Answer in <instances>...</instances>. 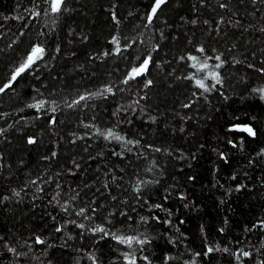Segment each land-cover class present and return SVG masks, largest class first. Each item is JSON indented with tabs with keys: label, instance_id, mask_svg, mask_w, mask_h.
<instances>
[{
	"label": "trees",
	"instance_id": "16d2710c",
	"mask_svg": "<svg viewBox=\"0 0 264 264\" xmlns=\"http://www.w3.org/2000/svg\"><path fill=\"white\" fill-rule=\"evenodd\" d=\"M151 3L66 0V11L53 21L43 15V0H0V86L32 45L47 49L37 71L0 94V236L27 253L17 258L0 241V264H92L89 255L98 264H123L127 248L69 220L149 235L137 255L150 264H237L232 253L239 249L252 253L243 264L264 260V229L254 227L264 220V100L253 91L264 87V3L169 0L145 28ZM36 4L38 18L32 16ZM113 36L121 47L136 43L119 56H104L115 51ZM200 45L226 61L218 70L223 86L208 93L184 78L192 70L180 59L199 55ZM149 53L155 62L150 75L121 84L129 67ZM145 79L151 87H144ZM104 85L115 94L66 106ZM37 100L48 102L44 110L28 107ZM53 116L57 123L50 125ZM245 124L256 130L255 138L229 131ZM109 128L139 144L97 135ZM28 137L37 143L29 145ZM141 180L147 183L138 193ZM64 203L71 215L62 210ZM80 207L89 209L91 221L75 215ZM36 236L46 244H35ZM208 246L230 251L204 255Z\"/></svg>",
	"mask_w": 264,
	"mask_h": 264
},
{
	"label": "snow or ice",
	"instance_id": "6c2138e0",
	"mask_svg": "<svg viewBox=\"0 0 264 264\" xmlns=\"http://www.w3.org/2000/svg\"><path fill=\"white\" fill-rule=\"evenodd\" d=\"M254 3H264V0H253ZM169 0H152V3L149 7V10L147 12V15L145 17L146 23L144 25L145 28H148L149 26L153 25L154 21L158 18V14L162 11V9L168 5ZM43 4L45 7L43 8V15L47 17L53 18V21L55 19L59 18V16L66 11V0H43ZM227 4L221 3L220 8H226ZM36 10L32 12L33 17H40L42 15V12L39 10L40 5H35ZM113 20H116V16L113 15ZM223 22V21H221ZM191 23L195 24L197 21L193 20ZM207 23V21H205ZM264 31V29H262ZM43 35V33H41ZM110 43L114 46V53L104 52V56H109L112 54H115L119 56L122 52L127 51L129 48H131L135 43L136 40L133 39L130 43L125 44L123 47H121V39L119 37L113 36ZM156 50V49H153ZM60 48H56V53L59 54ZM195 52L199 53V55L195 54H187L186 56H181L180 59L183 61H186L188 64V67L192 70L191 74L186 75L184 78L189 81L194 82V86L201 90L203 93L211 92L213 89H217V86H223V80L221 72L218 71L219 69H222L226 63V61L223 59V54H208V49L203 46H196ZM47 55V49L43 46L42 43H37L31 46L30 50L26 53L23 61L15 67V69L12 71L11 76L7 83H5L3 86H0V94L6 92V90L13 87V85L18 81L19 78H21L25 73H33L38 70V66L40 62L45 61V57ZM52 59H55V57H51ZM215 61V63L210 64L209 61ZM153 56L149 53L143 57V59L137 63L133 64L129 67V69L126 71L124 78L120 81L123 85H130L132 82L139 80L141 77H148L151 72V67L154 64ZM236 63H240L239 60L236 61ZM158 66V65H157ZM249 67H252L249 65ZM207 81H211V84H208ZM153 84V81L151 79H145L144 87L148 88L151 87ZM253 91L258 92L260 95V98L264 100V87L259 89H253ZM113 92V86L112 85H104L99 90L95 92H88L86 94H80L77 98L72 99L70 102L66 101V106L69 109L76 108V107H82L85 105V103L91 99H95L97 97H101L104 99H107L108 95H114ZM195 96L196 93H193ZM227 98V97H226ZM143 99V97H141ZM48 102L45 100H37L35 103L29 104V108H34L36 111H42L45 109V105ZM55 104V102H52ZM135 104H139V100L134 101ZM185 108L191 107V104H185ZM51 111L53 113L56 112V107H52ZM3 115V114H0ZM57 123L55 117L53 116L49 120L50 125H55ZM85 127H88V125H85ZM229 131L234 132H241L246 133L247 136L255 138L257 136L256 130L250 125H233L229 128ZM3 130H0V135H2ZM97 135L101 136L105 141H116L124 145H138L139 141H134L132 139H126L124 135L114 131L112 128H109L107 130H100L97 129ZM27 143L29 145H34L37 143V141L33 137H28ZM231 143V141H230ZM151 147V146H150ZM232 147H236V144L232 143ZM131 151V149H128ZM156 152H160V148L154 149ZM119 155V153H117ZM56 153H52V157H55ZM221 158L225 159L223 154H221ZM44 159H50V157H44ZM79 167V165H76ZM33 184H36L37 181L33 180ZM147 183L146 181H139L136 186V191L140 192V185ZM59 187V185H57ZM107 187V185H105ZM240 189L237 188V191ZM37 191H43L42 188H38ZM13 195L19 197L20 192L13 191ZM59 193L57 192V196ZM78 195V193H77ZM3 199L7 200L9 197L5 196ZM53 199H56V197H53ZM75 200V197L72 198ZM183 199V197H181ZM59 203V201H57ZM62 210L65 213L70 212V205L68 203H64L60 205ZM155 208H161L162 206L157 204L154 206ZM97 211L96 208H91V212L95 213ZM75 215L78 217H82L83 220L91 221L93 217L89 214V209L87 207H80L78 210L75 211ZM111 215V214H110ZM121 215H125V213H121ZM55 219V217H53ZM129 220H131V217H128ZM152 219L159 220L158 217H152ZM141 221L143 223H148V218L141 217ZM68 223L74 224L77 228L81 230H87L90 231L93 235H99V239L103 240L106 238H110L111 240L115 241L116 244L122 245L125 248L128 249V251L122 252L123 256V264H138L139 260H143L145 264H150L148 261L147 256L138 257L137 252L143 251V246L147 245L151 241V237L145 233H139L136 234L133 232V234H127L120 230L113 231L111 228L105 227L104 224H96L95 226H92L90 228H86L85 223L78 222L76 220H69ZM110 223V221H109ZM183 223V221H181ZM254 227H260L261 229H264V220L260 221L258 225H254ZM64 229L63 225L57 226L55 228V231L57 233L62 232ZM250 230V229H246ZM221 233H223L224 229L221 228L219 230ZM83 234V233H82ZM69 239L71 237L69 236ZM0 241H4V237L0 236ZM34 243L37 245H45L46 241L40 237L36 236L34 239ZM3 246L7 248L8 252L15 255L17 258L23 255H27V253H19L17 252V249L15 247L10 246L6 241H4ZM29 250H31V245L28 246ZM224 252L228 253L230 250L225 248H220L219 246H208L205 251L204 255H210L213 252ZM196 256H200V253H196ZM232 255L235 257V260L237 264H243L244 259H250L252 257V253L249 251H245L243 249H239L238 251L232 253ZM89 259L92 261V264H98V261L94 255H89ZM193 264H195V261H193ZM260 264H264V260L260 261Z\"/></svg>",
	"mask_w": 264,
	"mask_h": 264
}]
</instances>
